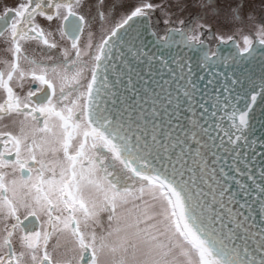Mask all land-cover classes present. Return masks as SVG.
I'll list each match as a JSON object with an SVG mask.
<instances>
[{
	"label": "snow or ice",
	"instance_id": "6c2138e0",
	"mask_svg": "<svg viewBox=\"0 0 264 264\" xmlns=\"http://www.w3.org/2000/svg\"><path fill=\"white\" fill-rule=\"evenodd\" d=\"M214 3L0 0V264H264V22Z\"/></svg>",
	"mask_w": 264,
	"mask_h": 264
},
{
	"label": "flooded vegetation",
	"instance_id": "af4514ba",
	"mask_svg": "<svg viewBox=\"0 0 264 264\" xmlns=\"http://www.w3.org/2000/svg\"><path fill=\"white\" fill-rule=\"evenodd\" d=\"M263 1L264 0H243L244 7L243 9H241V15L244 17V19L247 20L248 14H251V16H253L258 22H264V5L262 6L259 4V2H263ZM14 2L15 0H7V3L9 4H12ZM90 2H94V0H90ZM152 2L160 3L161 0H152ZM169 2L171 3L179 2L180 4L184 6L182 11L179 8H173L171 9V12L174 17L179 16L180 18H183L186 20H193V18L196 17L198 14L205 15L208 11L207 9L202 10L198 6H196L200 3V1L198 0H164L165 4ZM221 2L222 3L215 0L214 7L220 10V16L230 17L231 9L235 7L236 4L240 2V0H221ZM119 4H120V0H106L105 11H107L108 6H115L116 13L117 15H119L122 12V9L119 7ZM220 4H222V7L219 8L218 6H220ZM95 11L96 10L93 8L89 12V14L91 15ZM155 16L156 18L161 19L160 10H157V12L155 13ZM41 23L43 24L45 22L41 21ZM97 30L99 31V27L97 28ZM235 30H236L235 27L229 24V25H226L225 28H222V33L224 35H230ZM243 31L248 32L249 31L248 27H244ZM86 38H87V33H85L84 37H82V41L85 40ZM54 39L58 43V48L62 46H66V42L62 41L58 35H56ZM31 47H34V45L29 46L28 51L30 55L33 54L31 52ZM54 51H58V49Z\"/></svg>",
	"mask_w": 264,
	"mask_h": 264
},
{
	"label": "rangeland",
	"instance_id": "374dc122",
	"mask_svg": "<svg viewBox=\"0 0 264 264\" xmlns=\"http://www.w3.org/2000/svg\"><path fill=\"white\" fill-rule=\"evenodd\" d=\"M200 1V0H198ZM218 2L222 3L221 0H217ZM260 5H264V1L263 2H259ZM219 8L222 7V4H220V6H218ZM222 18H227L226 16H221ZM206 23H211L213 24V32H218V33H222V28H225L226 25L222 23V21H216L215 18H209L207 21H205ZM215 42L213 41V44Z\"/></svg>",
	"mask_w": 264,
	"mask_h": 264
},
{
	"label": "water",
	"instance_id": "95a60500",
	"mask_svg": "<svg viewBox=\"0 0 264 264\" xmlns=\"http://www.w3.org/2000/svg\"><path fill=\"white\" fill-rule=\"evenodd\" d=\"M220 47H221V48H224L225 46H224V45H221Z\"/></svg>",
	"mask_w": 264,
	"mask_h": 264
}]
</instances>
